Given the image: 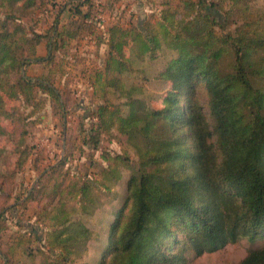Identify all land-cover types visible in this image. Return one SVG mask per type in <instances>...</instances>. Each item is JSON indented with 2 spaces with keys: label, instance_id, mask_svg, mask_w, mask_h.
<instances>
[{
  "label": "trees",
  "instance_id": "trees-1",
  "mask_svg": "<svg viewBox=\"0 0 264 264\" xmlns=\"http://www.w3.org/2000/svg\"><path fill=\"white\" fill-rule=\"evenodd\" d=\"M20 1L0 3L17 11ZM227 1L222 20L213 12L218 10L214 0H180L174 7L167 0L142 26L107 29L105 67L92 76L101 97L96 117L102 130L127 137L138 162L120 208L101 236L97 264H190V252L200 256L244 238L264 239V88L254 81L264 79V11L254 8V0ZM34 5L26 0L20 8ZM232 16L235 28L225 31ZM53 33L47 37L20 22L2 25L3 94H21L37 110L43 104L37 99L39 87L63 106L53 82L35 80L25 71L33 63L52 64V55L38 52L45 38L55 43L72 35L58 24ZM165 49L174 56L156 77L170 83V89L157 108L140 97L143 86L128 85L125 75L134 71L138 59L156 58ZM227 54L234 63L223 73L221 60ZM109 92L125 102L115 104ZM1 108L0 114L2 103ZM109 161L101 172L107 190L122 178L126 157L115 155ZM52 193L58 201L46 211L51 227L47 245L58 253L40 264H68L88 254V244L96 238L67 203L78 199L81 214L89 216L98 199L89 179L66 187L59 183ZM238 264H264V246L250 249Z\"/></svg>",
  "mask_w": 264,
  "mask_h": 264
},
{
  "label": "rangeland",
  "instance_id": "rangeland-1",
  "mask_svg": "<svg viewBox=\"0 0 264 264\" xmlns=\"http://www.w3.org/2000/svg\"><path fill=\"white\" fill-rule=\"evenodd\" d=\"M25 1H20L17 11L0 3V29L4 23L12 27L20 22L29 30L35 29L50 37L58 24L60 31L67 29L72 35L55 43L54 39L45 38L38 52L41 56L52 55V64L33 63L25 70L35 80L45 77L53 82L63 106L39 87L37 99L43 104L37 110L25 103L21 94L10 97L0 91V108L2 103L4 109L0 114V264H40L47 257H55L58 250H51L47 245L51 227L46 211L58 201L53 193L51 197L52 189L59 183L66 187L71 183L81 184L85 179L92 182L93 194L98 199L95 213L82 215L76 198L67 200V208L74 209V218H81L95 232L96 239L89 242L88 254L72 258L68 264H97L95 257L100 250L101 236L126 195L127 180L135 169L138 155L126 136L114 129L109 132L101 129L96 117L101 97L93 86L92 76L105 67L109 52L108 27L142 26L145 20L159 13L167 0H89L90 6L86 0H33L34 6L21 9ZM169 1L173 7L180 2ZM214 1L218 3V10L214 8L213 12L222 20L229 8L228 1ZM253 5L256 10L264 11V0H254ZM78 9L90 16L84 17ZM12 14L15 17L9 18ZM235 21L236 16L230 18L225 31L233 30ZM157 55L138 59L134 71L125 75V81L128 85H142L144 93L140 97L159 108L170 83L156 76L174 53L165 49ZM233 63V55H225L221 60L222 72L230 71ZM254 81L264 88V79ZM108 97L115 104L125 102V98L114 92H109ZM97 133L98 143L95 142ZM115 155L126 157V161L122 164V178L107 190L101 185V172ZM261 246L264 239L244 238L200 256L190 252L188 257L190 264H238L250 249Z\"/></svg>",
  "mask_w": 264,
  "mask_h": 264
}]
</instances>
